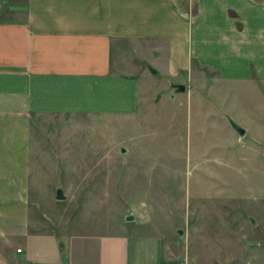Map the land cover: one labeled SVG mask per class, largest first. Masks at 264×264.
Here are the masks:
<instances>
[{
	"label": "rangeland",
	"instance_id": "obj_1",
	"mask_svg": "<svg viewBox=\"0 0 264 264\" xmlns=\"http://www.w3.org/2000/svg\"><path fill=\"white\" fill-rule=\"evenodd\" d=\"M146 82L132 116L0 110V264H108L157 239L168 264H264V79Z\"/></svg>",
	"mask_w": 264,
	"mask_h": 264
},
{
	"label": "crops",
	"instance_id": "obj_2",
	"mask_svg": "<svg viewBox=\"0 0 264 264\" xmlns=\"http://www.w3.org/2000/svg\"><path fill=\"white\" fill-rule=\"evenodd\" d=\"M198 70L264 79V0H0V110L132 116L141 79ZM115 259L173 261L159 239Z\"/></svg>",
	"mask_w": 264,
	"mask_h": 264
},
{
	"label": "water",
	"instance_id": "obj_3",
	"mask_svg": "<svg viewBox=\"0 0 264 264\" xmlns=\"http://www.w3.org/2000/svg\"><path fill=\"white\" fill-rule=\"evenodd\" d=\"M175 88L177 89V91L179 93H184L186 92V86L185 85H176ZM229 119V123L230 125L232 126V128L241 136V137H244L247 133V130L240 126L239 124L235 123L230 117H228ZM57 199L58 200H63L64 199V196H63V191L62 190H58L57 191ZM133 219V216H128L127 217V220L128 221H131Z\"/></svg>",
	"mask_w": 264,
	"mask_h": 264
},
{
	"label": "built area",
	"instance_id": "obj_4",
	"mask_svg": "<svg viewBox=\"0 0 264 264\" xmlns=\"http://www.w3.org/2000/svg\"><path fill=\"white\" fill-rule=\"evenodd\" d=\"M19 252H22V250H19ZM31 264H37V263L32 262ZM176 264H188V263L186 261H180V262H178Z\"/></svg>",
	"mask_w": 264,
	"mask_h": 264
}]
</instances>
